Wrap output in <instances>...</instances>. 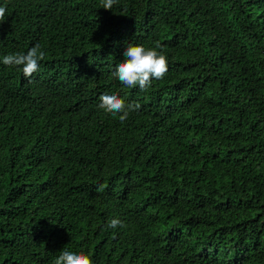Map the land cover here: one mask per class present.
I'll use <instances>...</instances> for the list:
<instances>
[{
	"label": "trees",
	"instance_id": "1",
	"mask_svg": "<svg viewBox=\"0 0 264 264\" xmlns=\"http://www.w3.org/2000/svg\"><path fill=\"white\" fill-rule=\"evenodd\" d=\"M0 6V264H264V0ZM157 43L163 79L111 75ZM37 44L31 78L3 65Z\"/></svg>",
	"mask_w": 264,
	"mask_h": 264
},
{
	"label": "clouds",
	"instance_id": "2",
	"mask_svg": "<svg viewBox=\"0 0 264 264\" xmlns=\"http://www.w3.org/2000/svg\"><path fill=\"white\" fill-rule=\"evenodd\" d=\"M104 10H110L118 0H101ZM6 16V7L0 6V23H3ZM161 46L157 43L155 48H145L142 45L128 44L123 53L124 59L116 65L112 76L117 78L121 84L128 88H136L145 91L152 83V80H161L168 72V60L166 55L156 49ZM46 56L39 44L33 46L27 54L14 53L4 55L2 63L5 66H22L25 78H31L38 70L39 62ZM100 107L105 112L118 115L121 122H124L131 112L140 108L138 103L126 104L115 94H102L99 97ZM102 190V189H101ZM119 219H112L106 225L107 228L122 227ZM54 264H93L89 255L70 251L67 248L62 250L55 259Z\"/></svg>",
	"mask_w": 264,
	"mask_h": 264
}]
</instances>
